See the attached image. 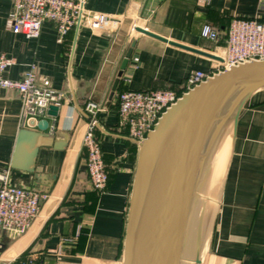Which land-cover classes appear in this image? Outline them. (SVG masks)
Listing matches in <instances>:
<instances>
[{
	"label": "crops",
	"instance_id": "0c3cea01",
	"mask_svg": "<svg viewBox=\"0 0 264 264\" xmlns=\"http://www.w3.org/2000/svg\"><path fill=\"white\" fill-rule=\"evenodd\" d=\"M87 9L111 17L112 25L93 30L83 22L60 43L52 22L37 36L14 34L13 1L0 0V53L15 62L5 77L20 80L34 65L39 85L64 94L58 117H46L47 132L68 142L64 150L41 148L34 173L13 170L18 133L30 117L18 92L0 88V174L9 171L13 185L49 194L23 236H3L0 264H124L141 144L119 128L118 94L176 88L194 71H217L231 21L264 20V0H88ZM205 24L220 31V42L201 37ZM88 103L103 109L97 136L110 178L101 194L92 187L82 146ZM202 264H264V89L239 117Z\"/></svg>",
	"mask_w": 264,
	"mask_h": 264
},
{
	"label": "water",
	"instance_id": "95a60500",
	"mask_svg": "<svg viewBox=\"0 0 264 264\" xmlns=\"http://www.w3.org/2000/svg\"><path fill=\"white\" fill-rule=\"evenodd\" d=\"M136 30L178 45L147 29ZM134 46L121 65L116 84L123 77ZM263 89L264 61L250 62L208 79L183 95L163 115L141 144L124 264H182V252L189 241V226L208 176L210 160L232 126L231 156L239 117L250 99ZM47 115L58 117L59 106L51 105ZM49 126L47 118L26 120V127L18 133L11 162L13 170L34 173L41 148L67 147V140H55L47 132ZM200 247L201 241L197 239L195 264L201 262Z\"/></svg>",
	"mask_w": 264,
	"mask_h": 264
},
{
	"label": "built area",
	"instance_id": "2783aa9c",
	"mask_svg": "<svg viewBox=\"0 0 264 264\" xmlns=\"http://www.w3.org/2000/svg\"><path fill=\"white\" fill-rule=\"evenodd\" d=\"M12 32L16 35H39L45 22L55 24L60 43L71 31H78L83 22L93 30L112 25L111 17L87 9L88 0H12ZM136 28L134 25L133 29ZM225 53L221 68L211 73L194 71L176 88L164 90H125L118 94L119 128L125 137L142 144L154 131L163 115L183 95L205 83L215 75L231 68L254 61H264V20L234 18L225 34ZM201 37L209 42L221 40L220 31L205 24ZM14 60L0 53V88L19 93L23 113L28 117L45 119L51 105L59 106L64 98L49 85H39L36 67L31 65L22 79L5 77ZM128 82V81H127ZM90 117L82 146L86 151V169L93 189L101 194L107 190L110 174L104 161L101 141L97 136L99 114L103 109L88 103L85 108ZM0 255L4 235L12 238L23 236L40 214L49 194L36 189L15 186L10 181V172L0 174ZM32 263V261H30Z\"/></svg>",
	"mask_w": 264,
	"mask_h": 264
},
{
	"label": "rangeland",
	"instance_id": "374dc122",
	"mask_svg": "<svg viewBox=\"0 0 264 264\" xmlns=\"http://www.w3.org/2000/svg\"><path fill=\"white\" fill-rule=\"evenodd\" d=\"M219 143H218L217 148H219V145H220ZM217 148H216V151H215L213 157L211 158V160L218 159L217 163H215L217 165L212 167V169L208 172V177H207L206 182L204 184L207 186L205 193H207L208 187L210 190L213 189L212 190V197H209V200L207 199V201H204L202 203V206L204 208V210H202L203 213L199 214V212L197 211V215H196V213L193 212L191 222L192 223L194 222L193 225L195 227L193 228V230H194L192 232L193 234H191V236H190L192 238V240H191L192 242L190 241L191 245L188 248L185 247L186 248L185 252L188 253L186 256L187 257L191 256L190 259H192L193 264H195L194 255H195V251H196V247H197V239L198 240L200 239V241H201V247H200V261L201 262H200V264H202V262L204 260V257H205L206 252H207L209 240H210V235H211L213 223L215 220L216 213L218 211V201H219V195H220L221 186H222V182H223L224 172H225L224 166H225L227 155H228V152H227L228 145L224 146V148H222L221 152ZM220 148H221V146H220ZM217 150H218V153H217ZM211 160H210V163L213 162ZM209 193H210V191H208L207 194H209ZM205 205H207V206L205 207ZM206 222H208V223H206ZM201 231H202V233H201ZM185 252L183 251L184 254H186Z\"/></svg>",
	"mask_w": 264,
	"mask_h": 264
},
{
	"label": "bare ground",
	"instance_id": "6f19581e",
	"mask_svg": "<svg viewBox=\"0 0 264 264\" xmlns=\"http://www.w3.org/2000/svg\"><path fill=\"white\" fill-rule=\"evenodd\" d=\"M232 136H233V127L231 126L227 131H226V133L224 134V137L220 140V145H219V148H220V146H221V148L219 149V148H217L220 152H221V150H222V148H224V146H226V145H228V150H227V152H228V155H227V159H226V163H225V166H224V168H225V170H226V167H227V164H228V161H229V157H230V151H231V143H232ZM218 150H217V153H218ZM217 160L218 159H213V160H211V161H213V162H211L210 164H209V169H208V172L212 169V167H214L215 165H217V164H215V163H217ZM225 173V172H224ZM208 177V176H207ZM224 178V177H223ZM206 185H204V187L202 188V190H201V192H200V194L198 195V197H197V201H196V205H195V209H194V212L196 213V215H197V211L199 212V214L200 213H203V211L202 210H204V208H203V206H202V203L204 202V201H207V199L209 200V197H212V190H210L209 189V187L207 188V193H208V191H210V193L209 194H207V193H205V191H206ZM212 187V186H211ZM209 189V190H208ZM207 204V203H206ZM207 205H205V207H206ZM197 217V216H196ZM194 218V217H193ZM192 221V220H191ZM210 221V220H209ZM198 222V221H197ZM206 223H208V222H206ZM194 222L192 223H190V226H189V230H188V236H189V241H188V243L186 244V248H188L190 245H191V240H192V238L190 237L191 236V234H193L192 232L194 231L193 230V228L195 227L194 225ZM201 233H202V231H201ZM196 236V235H195ZM191 241V242H190ZM186 248H184V252H185V250H186ZM186 253V252H185ZM190 253V252H189ZM182 254H184L183 252H182ZM188 253H186V254H184L183 255V258H184V261L182 262V264H193V261H192V259H190V257H187L186 255H187ZM193 257V256H192Z\"/></svg>",
	"mask_w": 264,
	"mask_h": 264
},
{
	"label": "trees",
	"instance_id": "16d2710c",
	"mask_svg": "<svg viewBox=\"0 0 264 264\" xmlns=\"http://www.w3.org/2000/svg\"><path fill=\"white\" fill-rule=\"evenodd\" d=\"M109 174H110V173H109ZM25 261H27V259H26Z\"/></svg>",
	"mask_w": 264,
	"mask_h": 264
}]
</instances>
